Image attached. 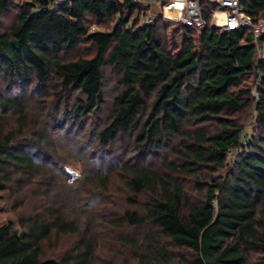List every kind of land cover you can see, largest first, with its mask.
<instances>
[{"label":"trees","instance_id":"trees-1","mask_svg":"<svg viewBox=\"0 0 264 264\" xmlns=\"http://www.w3.org/2000/svg\"><path fill=\"white\" fill-rule=\"evenodd\" d=\"M52 1L0 0V213L12 214L0 221V264H103L98 230L120 234L105 264H264V59L251 33L213 27L216 6L205 2L202 28L172 23L180 31L173 46L161 15L141 25L143 7L129 0L47 8ZM241 5L264 19V0ZM79 49L90 53L77 56ZM106 69L117 92L101 116ZM32 81L45 121L29 117L18 95ZM91 117L88 141L76 148L75 163L87 171L74 212L51 199L72 159L53 160L41 132ZM237 147L231 162L226 153ZM49 165L61 174L48 182ZM136 229L142 234L124 236ZM60 237L71 244L61 248Z\"/></svg>","mask_w":264,"mask_h":264},{"label":"rangeland","instance_id":"rangeland-1","mask_svg":"<svg viewBox=\"0 0 264 264\" xmlns=\"http://www.w3.org/2000/svg\"><path fill=\"white\" fill-rule=\"evenodd\" d=\"M163 1L164 0H158V3H156V5H158V7H161L160 5H161V3ZM165 22L167 24H169V25H167V27L165 29H163V30H164L165 34L168 35L169 37L172 35L171 43L174 46L176 43L179 42L180 31H179V29L173 28L171 26L173 22L172 23L171 22H167V21H165ZM5 23H6V18H5V22H4L3 27L5 26ZM140 24H142L141 19H140ZM112 26H113V23H112L111 27ZM6 28L7 27H4V29H6ZM105 29L106 28L102 27V26L99 27V26H96V25H91L88 30L91 32V31H104ZM88 53H90V52H87V54ZM87 54L82 49H79L78 52L76 53L77 56H81V55L82 56L83 55L86 56ZM73 57H74L73 54H69V55H66V56L63 55L62 59L70 60ZM104 79H105V89L104 90L106 92V97H107L106 102L107 103L101 109V114H102L101 116H106V114H107V112L109 110V106H110L109 105V101H111V99L113 98V96L117 92V88L115 86V84H116L115 83V78L113 77V75H111V73H109V71H107V69L105 71ZM2 89H3V87H2V84H1V81H0V92H2ZM4 91L6 92V97H10V95L14 96L13 92L9 95L8 94L9 92L6 89H4ZM41 92L42 91L39 90L37 88V86H35V83L33 81L30 82V86H26V85L22 84L21 85V90L19 91V93L17 92L18 95H21V100L29 101V103H30V104H28L29 105V107H28V109H29L28 116H29V114H31V116L35 115V118H37L40 122L41 121H45V115H47V113H45V109L43 111H40V109H38V107L36 106V101L38 100V97L41 94ZM51 99H52V97L48 98V100H46V103L49 102V101H50L49 103H51ZM48 106H50V105H48ZM52 107H53V101H52V104H51V109H52ZM59 115H60L59 119L61 118V116L63 117V113L61 112V109H60V114ZM31 116H29V117H31ZM98 117H100V115ZM93 118L94 117H91L90 121L89 120L88 121H83V123H84L83 125H79V124L76 125L74 129H72V127H71L72 125H68L65 128V130H62V131H60V130L59 131H55V130L51 129L49 126L45 125L46 127L43 126V128L45 129L44 133L41 132V134H43V136H47L48 141L54 146L53 154L52 153H48L49 156H51L53 158V160H54V157H56L57 159L64 158V157L72 159V162L68 166H66V168L68 170V175H67L68 177L66 179V183H65L64 188L63 189H59V190L54 188V190H55L54 193L55 194L52 193L53 196L51 198L53 202L56 201V203L58 202V203H61V204L63 202L64 206H66V208H67L66 210L70 209V210L74 211L73 209H76V208L72 209L71 206L72 207L73 206H79L80 207V206H82V203H83V202L80 201L79 197L78 198L74 197V195H78L80 193V191H81V186H80L81 183L76 184V182L81 180L82 177H83L82 173L84 174L87 171V170L84 169L86 167L85 164H84V167H83L82 164L75 163V162H77V154H78L76 152V148L82 141H84V143L88 141L87 132L93 126V123H94V121H93L94 119ZM35 125L37 126L38 124H35ZM248 126H251V121L250 120L248 121ZM248 126H246V128L249 131ZM68 128L72 129L71 134H70L69 130H67ZM30 134H31L30 132L26 133L27 137L30 139L29 142H32L33 140L31 139ZM39 151H40L39 152L40 153L39 156H43L44 155L43 150L41 149ZM82 155L85 156V158L87 159L88 154L83 153ZM41 159L43 160V158H41ZM93 164H90L89 168H87V169L88 170L91 169ZM94 166H93L94 170H99L100 169V168L98 169L96 164H94ZM47 167L49 168V171L47 172L46 176L43 178L44 181H48L49 182V181H51L50 179L54 180V177L58 178V175L61 174L60 170H57L55 167H52L50 165L47 166ZM88 174H90V172ZM112 182L114 184H115V182L116 183L118 182L117 184L120 183L115 178L113 179ZM51 189H52V187H51ZM50 197H51V194H50ZM57 197H58V199H57ZM99 205H102L104 207L107 206L106 208H108V210H110V208H113V206H111L109 208L106 203L102 202V200H101ZM68 207H69V209H68ZM100 207H99V209H100ZM88 208H90V207H88ZM125 208H127L126 204L122 201V199H119L118 202H117V211H123ZM74 212H76V211H74ZM97 213H98L99 217H101V219L108 218V217H104L103 215H101V213L99 211ZM118 213H116V214H118ZM9 215L12 216L11 212L0 213V221L6 219L7 217H9ZM97 222H98V220L96 221V223ZM140 232H142L141 229L140 230L136 229L133 232L129 231V232H126V235H124V234H122V235L134 238L135 235L142 234ZM98 235L99 236H98V242H97V247H96V249H97L96 253L99 255V258L101 257V259H100L101 263L105 264V262L111 260L110 258L112 256V252L115 251L117 253V251L119 250V246L115 242V238H116L115 236L120 235V234L119 233L115 234L113 232H109V231H105V230H102V231L98 230ZM58 241L60 243H62V244H59V246H61V248L65 249L66 247H68L71 244L72 239L70 241L69 237H63V238L60 237Z\"/></svg>","mask_w":264,"mask_h":264},{"label":"built area","instance_id":"built-area-1","mask_svg":"<svg viewBox=\"0 0 264 264\" xmlns=\"http://www.w3.org/2000/svg\"><path fill=\"white\" fill-rule=\"evenodd\" d=\"M130 3L143 6V0H129ZM62 0H53L47 8L58 5ZM208 2L214 4L216 8L211 12V25L223 31L245 29L249 31L253 37V43L256 53V59H264V43L258 45L256 40L264 35V19L253 20L250 16L244 13L241 5V0H164L161 5V17L167 22H179L186 27L202 28L204 21L201 16V4ZM55 3V4H54ZM55 5V6H56ZM46 8L38 9V12L45 11ZM148 25L153 22V17L148 11L142 9L139 13V23ZM251 93L256 98L254 90ZM246 132V130H245ZM245 132L240 140V145H246ZM240 152L237 147L226 153L227 158L233 162L235 156Z\"/></svg>","mask_w":264,"mask_h":264},{"label":"crops","instance_id":"crops-1","mask_svg":"<svg viewBox=\"0 0 264 264\" xmlns=\"http://www.w3.org/2000/svg\"><path fill=\"white\" fill-rule=\"evenodd\" d=\"M143 9H145L146 11L149 12V14L152 17L161 15V9L160 7H158V5H156V3H158V0H143ZM163 4V2L161 3V5ZM160 5V6H161Z\"/></svg>","mask_w":264,"mask_h":264}]
</instances>
